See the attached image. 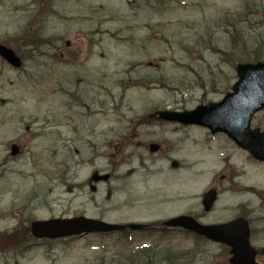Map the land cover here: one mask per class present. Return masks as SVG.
I'll list each match as a JSON object with an SVG mask.
<instances>
[{
  "label": "rangeland",
  "instance_id": "374dc122",
  "mask_svg": "<svg viewBox=\"0 0 264 264\" xmlns=\"http://www.w3.org/2000/svg\"><path fill=\"white\" fill-rule=\"evenodd\" d=\"M176 1L155 13L144 0H0V44L24 60L17 71L0 59V117L3 112L11 113L8 117L23 112L43 119L48 113L56 119L99 123V135L91 141L63 142L68 145L63 150L54 138L37 139L5 167L1 166L9 153L5 145L13 138L0 130V231L27 228L33 220L82 214L112 223L129 222L126 218L136 214L133 219L153 224L200 202L201 191L209 187L207 178L194 182L199 165L189 169L187 164L199 148L182 150L179 142L181 132H199L178 131L169 123L139 124L145 118L152 122L157 111H190L215 103L237 80L234 63L254 57L264 62V0ZM69 51L77 54L78 63L58 60L69 59ZM73 73L97 82L93 94L91 87L80 86L85 97L94 95L93 106H72L68 95L52 91L56 79ZM110 127H115V136L107 132ZM252 127L264 128V111L253 118ZM161 140L172 144L165 158L144 148L147 142ZM217 140L210 147L218 151ZM47 143L49 151L44 149ZM94 172L105 180L96 182ZM254 172L247 181H258L264 188V170ZM63 181L65 187L59 185ZM19 199L29 206L27 211ZM241 201L258 208L260 198L223 195L220 203ZM14 206L13 216L4 213ZM253 227L264 229V224L257 221ZM29 240L2 250L0 264H111L138 245L95 237ZM157 241L162 252L151 253L157 264L171 257L168 249L189 244L173 233L146 236L139 244Z\"/></svg>",
  "mask_w": 264,
  "mask_h": 264
},
{
  "label": "flooded vegetation",
  "instance_id": "af4514ba",
  "mask_svg": "<svg viewBox=\"0 0 264 264\" xmlns=\"http://www.w3.org/2000/svg\"><path fill=\"white\" fill-rule=\"evenodd\" d=\"M146 4H148L147 0ZM148 8L155 11L159 10V6L156 5H152ZM81 74L82 73H73L71 77H69L70 75L62 77L61 75L60 78L54 81L52 91L68 95L71 101L70 104H73L72 106H78V103L83 106H87L89 104L93 106L95 104L94 95H92L90 98L85 97L84 90H82L80 86L84 87V85H86L91 87V93L93 94V89L96 88L97 82L93 80L88 81L87 79H84V76ZM68 87H71L70 92L67 89ZM10 115L11 113L9 112H3L2 116L0 117V130L8 134L6 136H12L13 138V141H9L5 145L9 153L5 156V159L1 165L2 167L7 166L9 161L19 159L21 156H23L26 151L28 152L29 143L32 146V142H35L37 139H43L44 137L49 139L54 138L59 142V144L62 143L58 147L60 149L64 148L66 150L68 145L64 144L63 142L71 143V140L91 141L99 135V123L94 121L95 123L89 124V121L92 122L90 119H56L49 117L48 113L45 115V117H43V119L31 117L30 115H24L23 112H18L17 116L15 117H8ZM148 120L149 119L142 120L139 125H150L153 122H156L155 125L161 124L157 119H153L152 122H148ZM58 121L59 123H57ZM67 121L76 123H67ZM177 126L181 127H178V131H184L186 129L197 130L201 132L203 131V133L197 134H190L186 133L185 131L181 132L179 135V142L183 144L182 150L183 148L187 149L188 147L199 148V151L195 154L196 158L189 163L187 162V164L189 165V169L199 165L197 170L198 176H196L194 182L207 178V183L209 184L207 191H215L216 200L209 207L208 211L205 210L201 201L192 204V206H189L186 211H183L186 208V205L182 204L181 207H184L182 210L183 212L177 211L173 217L187 216L194 219L197 223L206 226L220 225L231 222L238 218L245 219L248 222L250 228V245L257 254L258 263L264 264V229H257L253 227L254 222H264V209L261 200L259 201L258 208H253L250 205V202L241 201L235 204L220 203L223 195L254 196L257 194V189L252 186L251 179L247 181L248 178H252L254 176L253 172L243 171L238 165H236V163H238V158H236L234 154L224 155V151H228L227 139L224 134H211L209 130L199 128L197 126ZM107 132L115 136L114 134L116 129L115 127H110V129H107ZM117 136L126 137V135L124 136L118 134ZM123 137L121 138V141L123 140V142H125L126 139ZM212 138H219L223 141L220 143V148H218L216 154H212L207 148V145ZM152 144H156L158 146V150L153 155H160V158H165L166 154L172 152L173 150L172 144L168 140H161V143L159 144L155 142H147L144 148L149 149ZM48 145L49 144L47 143L44 149L49 151L51 148L50 145ZM121 146H124V144H117V148L119 147V149H121ZM134 146L139 149L143 148L139 144H134ZM12 148L16 149V153L14 155L11 153ZM75 152L77 153L76 149ZM249 161L251 166L254 168L260 166L264 167L263 164L259 165L252 161V159H249ZM64 163L67 167L66 162ZM61 165L64 167L63 163ZM187 180H189V178L186 179V181ZM59 185L65 187L67 184L65 181H63L59 182ZM14 209H16L15 206L12 209L6 210V212L11 214ZM28 209L29 207L25 205L22 210L26 211ZM22 210L19 209L17 212ZM259 212L261 213L258 214ZM254 215H257L258 217L254 218ZM133 222L142 223L140 220H134ZM159 224L160 223L150 224L148 225L150 228L143 232L125 230L120 233L123 235L144 234L148 232H154L158 234L173 233L179 237L189 238V245H178L173 248L171 260H165L167 264H216L217 262L229 264L228 254L230 253L231 249L228 246L209 241L203 237L197 236L180 228L173 230L159 228ZM141 253H143V251H141Z\"/></svg>",
  "mask_w": 264,
  "mask_h": 264
},
{
  "label": "water",
  "instance_id": "95a60500",
  "mask_svg": "<svg viewBox=\"0 0 264 264\" xmlns=\"http://www.w3.org/2000/svg\"><path fill=\"white\" fill-rule=\"evenodd\" d=\"M0 57L11 65L13 68L21 67L20 59L10 49L0 46ZM238 82L233 86L232 93L217 105L210 107H198L192 112H159V119L165 121H179L185 124L194 123L198 125L208 126L216 130H222L229 134L241 147L249 150L257 159H264V135H259L258 131H254L251 135H247L244 130L248 129L250 119L254 113L264 107V64L256 66L238 65L236 68ZM235 128V129H233ZM258 133V134H257ZM253 135V136H252ZM153 151V149H152ZM185 218L171 220L166 223L168 226L185 225ZM79 222H53L52 228H46L44 231L52 234L51 238L65 237L79 234ZM92 223V222H88ZM95 225V223H92ZM235 224V223H233ZM233 224L228 225L231 227ZM43 224H39L41 226ZM34 225V232H36ZM108 227L100 225L99 230ZM110 226L108 229H116ZM40 230V228H38ZM246 246L247 243L245 241ZM233 246H236L235 244ZM234 263L244 262L253 264V255L234 251ZM250 258V259H247Z\"/></svg>",
  "mask_w": 264,
  "mask_h": 264
}]
</instances>
